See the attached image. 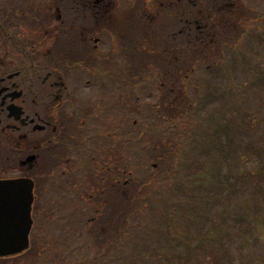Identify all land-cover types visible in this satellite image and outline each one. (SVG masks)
I'll use <instances>...</instances> for the list:
<instances>
[{
	"label": "rangeland",
	"instance_id": "rangeland-1",
	"mask_svg": "<svg viewBox=\"0 0 264 264\" xmlns=\"http://www.w3.org/2000/svg\"><path fill=\"white\" fill-rule=\"evenodd\" d=\"M144 1L146 6L149 5L147 14L153 11L151 15H154L157 13L158 9L161 12L167 13L168 9L165 7L159 8L158 5H156L159 4L157 0ZM177 1L178 0H175V2ZM250 1L251 0H244V3H249ZM257 3L258 0H253L250 4L255 5ZM150 5L154 7H150ZM261 7L262 6L259 5L258 7H251L248 9V12L250 14H252V12H262L263 9L261 10ZM96 11V16L102 24L104 12H102L101 7H98ZM170 11H173V9L169 10V12ZM169 16L170 14L168 13L160 15V21L158 23L149 21L146 15L145 19H141L142 22L148 26L145 30L156 32L159 29L158 25L161 26L163 21L170 19ZM249 17L252 16L249 15ZM147 21L150 23V26ZM250 21H252L251 18H249V22ZM114 22L117 21L114 20ZM97 23L100 28L99 22ZM122 23L123 26L120 27L119 30L122 36L130 34L131 41H135L138 35L141 37V31L135 32L133 29L135 26L130 22ZM260 23L262 27L261 30L246 28L244 33V21L240 24L238 23L237 28H227L226 30L224 27L223 31H225V33L217 37L215 52L209 53V55H202L201 47L199 48V57H196L194 53L187 50L185 58L180 62L181 68L188 69L191 67L196 69L195 67L197 66L199 71L203 73L201 69L204 70L207 68V64L202 62L208 61L210 63L213 61L215 64L214 68H216L220 60H224L223 63L225 68L217 69L218 72L213 76L207 77L206 74H202L200 80L193 77L184 78L186 74L177 75L174 77L178 83L176 85H168V82L164 80L165 76H160L161 72H166L167 70L174 73L175 66L171 65V67L167 68L166 65V69L163 68L164 61L162 56H157L158 51L153 42L148 41L143 43L146 52L142 51V54L145 57L144 60H146V66L148 67L147 71L146 69L143 70L144 65L139 67V71H135L130 70L125 65V61H123L130 59V55L122 51L119 53L115 52L117 48L114 47V45H119V38L111 37V43L113 45H111L112 59L118 61L112 62L113 77L122 79V72L124 69H127V78H132V80L137 78V76L143 75V100L141 103H136L143 111L144 118L142 120L145 122L146 116H154L157 110L161 109L162 111L157 113L160 114V119L167 124V120L170 117L169 110L171 112L170 108H172V106H167L166 102H159L160 94L162 92L165 94L166 91L164 100L167 96L176 97L177 102H180L179 107H181V104L183 107L185 106L186 112H183L182 114L184 115H181V117H183L192 128H189L190 133L188 134V132H186L187 128L181 127L180 125H178L180 126L179 128L174 126L172 129L173 123L171 122L169 126H165V133H159L157 142H152L155 139H152L153 136L144 137L147 133L143 132L139 138L140 143H138V149L142 150L135 151L134 149H128L126 159L127 174L123 176V179H128L126 187L128 191L127 197H132V200L127 201L126 199L120 204L118 198H115V204L113 206L117 213L118 211L122 212L124 210L126 203L129 206L127 214H125L128 217L127 239L124 238L119 241L120 238H118L112 243L116 248L112 252L114 253V251H117V256L115 259H111L109 254L108 260H111L110 264H264V229L262 231L261 228H257L256 225H241L237 221L238 216L243 215V209L245 210V207L241 206L240 203L244 201L245 196L249 197L252 192L247 185L243 182L236 183L234 192L230 189L226 191H223V189H210L201 196V200H208L207 205L205 203L198 208H189L190 200L186 198L185 194H182L185 190L181 189L182 184L179 183V181L189 173L185 170L188 169L191 171L189 168H183L186 164L185 158L186 160L199 159L201 163H205L209 153L212 155L215 154L216 156L218 155L216 151V147L219 144L218 142L226 140L233 132L234 135L236 134L234 123L227 126H220L213 134L217 141H213L211 148H205L208 146L205 145L194 150V147L198 146L199 143L198 139L195 138L197 132H202L204 127L202 124L204 121H207L209 118L208 116L211 117V115L219 114L217 113V108L226 114H228V111L231 109L233 112L235 111L237 115L238 113L240 114L241 110L245 112L256 111L264 119V68L253 66L250 70H245V74L240 69H232L230 71L227 69L230 68L231 64L233 65V62L236 60V58L231 55L233 48L232 35H241L243 39L239 42V52L237 53L239 60H248L252 63L257 61L260 55L264 58V15ZM50 25H47V28ZM130 26H132V28ZM216 27L221 28L222 24L217 23ZM219 28L217 29L220 30ZM135 29L138 30L137 27ZM169 29H172V24ZM173 29H176V25ZM240 29L241 31H239ZM33 30H39L41 32V28ZM53 31L52 28H49L48 35L50 36V34H53ZM100 33H103V31H100ZM100 33L97 32V35ZM135 43H139L141 48L140 42ZM50 44L51 42L48 41L47 46L50 47ZM89 45L90 49L87 50L86 53L94 51L95 53L91 54V59L97 58L101 52L93 49L94 43L90 40ZM193 46L194 45H192V47ZM135 52H141V49ZM156 57L157 60L155 64L153 59ZM166 57L168 63L171 59L174 63V54H166ZM149 59L152 63H149ZM259 60H261V58ZM149 70H153L159 75L157 79L150 80ZM233 71L237 74L238 78L231 77L236 76ZM181 73L184 72L181 71ZM218 75L224 77L230 75V78H225V86L222 87L221 84L218 85L216 80ZM80 77L81 75L78 74L76 79ZM207 78L208 83H205V79ZM69 79L70 81L72 80V75L69 76ZM162 82L165 83L164 87L161 85ZM243 82L247 85V92L244 89ZM239 85H243V88H240L237 92L230 91L231 89L235 90ZM168 87L173 88V90H168ZM182 90H184V92ZM252 91L254 93H252ZM229 92L234 94L233 97H237L235 105L232 104L231 100L227 101V96L225 94ZM86 94L85 91L82 92V96ZM130 103H128V106H130ZM205 103H207V105H205L206 108L203 106ZM119 109H121V107ZM188 109L191 111L190 115L187 114V112H189ZM138 115L139 114H135L130 117L129 122L131 125L137 119L142 121L141 117ZM113 119H118V116ZM238 122L239 119L236 121V124ZM112 124H114L113 121ZM245 124H248L247 119L245 120ZM147 126H150L149 123L142 127L145 128ZM167 131L171 134L168 135ZM248 131L243 128L238 129V137L236 138L241 139L243 142H248L250 140L249 135L253 133L256 138L260 139L262 142L264 141V122L261 123L257 120ZM146 138H148L149 141L144 144V139ZM242 141L237 140L236 145H238L239 142L243 143ZM262 142H259L258 145L262 147L260 148L261 150H264V143ZM235 148H237V146ZM208 149L211 150L208 151ZM203 150L204 152H202ZM247 157H249L251 161L247 164L248 166L255 163L256 166L262 168L264 161L259 159L257 162L258 156L247 155ZM205 165L195 167L192 171L199 172L202 170L204 177H202V175L201 177L198 175L195 176L198 179L203 178L208 180L209 177L216 175L209 184L212 185L215 183V180H219V175H217L218 171L211 165L204 169ZM234 171H237V166H235ZM53 173L54 170L47 174L50 175V184L43 181V185L46 187L44 206L48 204L53 207L50 210L54 213V217L56 209L59 212L62 210V225H57L53 219L48 229L37 230V233L39 234V232H41L42 237L45 239V242L43 240L39 253H36L34 258L29 254L22 255L16 259V263L27 264V259L30 258V264H56V259L60 257L62 253L61 249L65 246L64 244H67L69 252L66 253L69 256L71 255L70 252L73 247L78 251L76 260H82L79 264H103V258L100 257L105 247L99 244L104 241L92 242L90 237L86 235V233L91 232L95 227L96 229L98 228L96 233H105L108 231L106 226L99 224V222L102 223V220H100L101 216L105 215L103 212H96L95 205L93 210H86L87 195L90 192V182L88 180L83 181L86 183V190L84 191H86L87 194H83L82 198L80 197L81 193H78V184L71 185V179H69L63 181L62 188L61 182L56 179L51 180L52 177L56 178ZM240 175L237 176L235 173L232 175L231 173L229 178L233 177V181H242L244 176L242 174ZM239 177H241V179H239ZM91 178L93 179L92 176ZM253 178L257 179V181L264 180V171ZM94 179V182L91 183L97 186L94 188V191H91L93 196L96 195L97 190L100 189L101 186L99 180L97 181V178ZM220 179L223 180L222 175H220ZM54 184L57 185V188ZM194 184H196V182H194ZM198 185L199 188L196 189L195 186V188L191 189H195V194H198V191L200 192V186L203 185L202 180H200V184L198 183ZM255 188L256 186L254 189ZM105 189V192L100 189L104 195L108 192L107 188ZM252 198L249 209L253 213V217L255 215L256 219L264 221V208L258 207L255 195L253 196L252 194ZM96 199L93 198L91 202L93 203L94 200L95 203ZM245 199L247 198L245 197ZM57 201H59V204H57ZM83 204L85 205L83 206ZM103 209H107V207L105 208V206H103ZM189 209L193 211L194 216H189ZM107 211H111V209L108 208ZM122 214L117 215L122 217ZM92 217L95 219L97 218L96 221L88 224L87 221ZM220 222L221 224H219ZM218 227L221 228L220 231ZM128 229H132L133 231L130 233ZM107 249L108 246L106 247V250ZM250 254L254 255V261L249 258L248 255ZM103 255H105V253ZM184 257L185 260L182 259Z\"/></svg>",
	"mask_w": 264,
	"mask_h": 264
},
{
	"label": "flooded vegetation",
	"instance_id": "flooded-vegetation-1",
	"mask_svg": "<svg viewBox=\"0 0 264 264\" xmlns=\"http://www.w3.org/2000/svg\"><path fill=\"white\" fill-rule=\"evenodd\" d=\"M45 3L48 16L58 22L55 28L60 31L55 44L60 43L56 58L44 38H33L31 30L27 29L31 0H0V181L37 177L39 171L44 175L48 164H53L62 178L85 179L95 165H111V153L118 139L120 145L126 143V128L115 137L114 143L107 126L103 127L102 136H96L95 123L103 124L99 115L105 108L99 101L105 90L108 96L114 95L121 100L133 98L138 94L139 82L132 84L128 79L105 78L104 88L93 79L70 81L65 69H76L79 64L67 65L70 67L67 68L63 62L67 46L62 39L66 42L71 39L74 49L86 34V28L80 27L81 19L89 20L96 5H102L106 13H111L112 0H46ZM225 4L223 0L218 3L219 16ZM235 4H231L232 12ZM65 8L68 10L64 15ZM11 11L17 12L18 25L13 22ZM64 18L65 28L71 27L66 36ZM71 31L72 36H67ZM83 39L88 42L94 35ZM94 50H99L96 41ZM111 58L109 50L106 59ZM98 73L111 75V67L106 66L105 72ZM131 84L133 88L129 89ZM95 87L99 94H88L85 99L97 102L91 106L81 104L84 100L81 91H91ZM96 115L99 117L95 118ZM97 139L103 143L98 148ZM120 160H124L121 155ZM107 169L111 170L110 166ZM124 174L115 178L120 192L123 191L122 182L127 185Z\"/></svg>",
	"mask_w": 264,
	"mask_h": 264
},
{
	"label": "trees",
	"instance_id": "trees-1",
	"mask_svg": "<svg viewBox=\"0 0 264 264\" xmlns=\"http://www.w3.org/2000/svg\"><path fill=\"white\" fill-rule=\"evenodd\" d=\"M202 6H204V3H202ZM146 28H147V26L144 25V30ZM151 38L152 37L146 35L145 38H143L144 39L143 41H145V42H146V40L150 41ZM181 38H182V36H177L176 40L181 39ZM180 45H183V42L176 44V41H175V44H174L175 48H178ZM176 102H177V100H175L173 102H166L167 106H170V107L172 106V108H170V107L169 108L171 109V111L174 112L172 114H174L173 118H175L174 119L175 120V126L177 128H179L180 126L186 127L187 128L186 132H189L192 127L189 126V124L183 119V117H181V115H184L182 113L186 112V108H185V106L183 107L182 104H181V107H179L180 102L179 101L177 103ZM169 113H170V110H169ZM208 117L209 118L207 119V121H204V123L202 124V126H204L202 129L203 134L197 132V135L195 137L202 144H205L207 142L206 137H205L206 133H208L211 130L214 131L220 126H225L226 120H227L226 117L223 118L220 116H217L214 118L210 117V116H208ZM161 121H162V119H161ZM178 125H180V126H178ZM240 126H242V124H240ZM236 137H238V134L236 133L234 135V132H233L229 137L226 138V140H224L223 142L221 141L222 143L218 142L219 144L216 147V151L218 152V155L216 156L215 154L212 155L209 153L207 155L208 159L205 163H201L199 161V159H190V160L187 159L186 160V158H185L186 164L183 168H189L191 171H189L188 169L185 170L186 172H189V173H187L188 175L185 176L186 179H185V177H183L179 181V183L182 184L181 189L185 190L182 194H185L186 198H189V200H190L189 208H192V207L198 208L199 206H201L202 204H205V203L207 205L208 200L207 201L201 200V196H203L204 193L209 191L210 189H214V188L216 190H218V189L222 190L223 189V191L230 189L232 191L235 188V183L230 182L231 178H229L231 173L233 174V171H234V160H235V163L237 162V164L239 165L238 166L239 167L238 168V171H239L238 174L239 175L242 174L244 176L243 183L248 184V182L251 181V176H250L251 171L249 170V167L247 166V164H244V162H245V160H247L246 158H248L247 155H250L251 153H255V156L259 157V158H257L258 160L261 159L264 161V151L257 147L258 143L262 142V141L258 138H254V137L249 136L250 140L248 142H243L241 139L236 138ZM237 140L242 141L243 143L239 142L238 145H236ZM262 143H264V141ZM235 145L237 146V148H235L236 147ZM209 147L211 148V145H209ZM210 150L211 149H208V151H210ZM194 165H196V166H194ZM201 165H205L204 169L210 165L213 166L215 168V170L218 171L217 175H219V180L217 179V181L215 180V183H213L212 185H209L211 180L214 177H216V175L209 177L208 180L203 179V178L198 179L197 177H195L197 175L200 177L202 175V177H204V173L202 172V170H200L199 172L192 171L193 169H195V167H200ZM263 168H264V166H263ZM220 175H222L223 180L220 179ZM200 180H202L203 185L200 186V192L198 191V194H195V189L194 190H191V189L195 188V186H196V189L199 188L198 183L200 184ZM262 181L263 180H261V182ZM194 182H196V184H194ZM258 182H259V180L256 181L255 184L257 185ZM253 192H254L253 196L255 195V199L257 201L256 204L258 205V207L264 208V186H261V185L256 186V188ZM246 198L247 199H245V197H244V201H242L240 203L241 206L245 207L246 211L243 209V215L238 216L237 221L242 223L243 225H250L252 220H254L253 214L249 209V206H250L252 200L249 197H246ZM126 199H127V201H131L132 197H126ZM128 207L129 206L127 205V209H128ZM130 208H134V207H130ZM127 209L123 213L122 219H120V217H118V227L121 226V222L122 223L124 222L123 223L124 230H122L123 235H125L127 233L128 217H127V215H125V214H127ZM188 214L190 217L194 216V213L191 209H189ZM219 224H221V222ZM259 224H260L261 230L263 231L262 227H264V223H262L260 221ZM218 229L220 230L221 228L218 227ZM132 231H133L132 229H128V232L131 233ZM101 236L102 235H100L99 238ZM106 237L110 238L108 233H106ZM105 244H106V242H105ZM106 245L108 246L109 244L107 243ZM251 255H253V254H251Z\"/></svg>",
	"mask_w": 264,
	"mask_h": 264
},
{
	"label": "water",
	"instance_id": "water-1",
	"mask_svg": "<svg viewBox=\"0 0 264 264\" xmlns=\"http://www.w3.org/2000/svg\"><path fill=\"white\" fill-rule=\"evenodd\" d=\"M33 187L31 180L0 181V256L20 253L29 246Z\"/></svg>",
	"mask_w": 264,
	"mask_h": 264
}]
</instances>
